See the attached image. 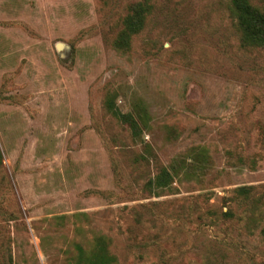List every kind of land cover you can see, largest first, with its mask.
Returning a JSON list of instances; mask_svg holds the SVG:
<instances>
[{
  "label": "rangeland",
  "instance_id": "rangeland-1",
  "mask_svg": "<svg viewBox=\"0 0 264 264\" xmlns=\"http://www.w3.org/2000/svg\"><path fill=\"white\" fill-rule=\"evenodd\" d=\"M0 264H264V48L231 0H0Z\"/></svg>",
  "mask_w": 264,
  "mask_h": 264
},
{
  "label": "trees",
  "instance_id": "trees-1",
  "mask_svg": "<svg viewBox=\"0 0 264 264\" xmlns=\"http://www.w3.org/2000/svg\"><path fill=\"white\" fill-rule=\"evenodd\" d=\"M231 10L236 17L243 44L249 47L264 48V11L252 4L250 0H231ZM135 12V14L129 15L125 22L126 30L133 33L138 31L142 25L141 18L144 7L141 3L135 5ZM128 39L129 37L127 36L118 39L116 42L117 47L124 48L128 46ZM112 99L113 98L107 99V108L121 119L122 122L132 124L133 121L129 115L117 108ZM134 136H138V133H134ZM179 174L180 169L176 165L163 167L161 171L149 181L150 187L157 191L170 188L175 181V177Z\"/></svg>",
  "mask_w": 264,
  "mask_h": 264
},
{
  "label": "water",
  "instance_id": "water-1",
  "mask_svg": "<svg viewBox=\"0 0 264 264\" xmlns=\"http://www.w3.org/2000/svg\"><path fill=\"white\" fill-rule=\"evenodd\" d=\"M58 48H59V49H62V48H63V45H62V44H59V45H58Z\"/></svg>",
  "mask_w": 264,
  "mask_h": 264
}]
</instances>
